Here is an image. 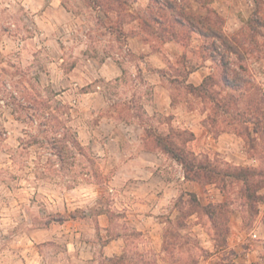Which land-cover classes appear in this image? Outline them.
I'll return each instance as SVG.
<instances>
[{
    "label": "rangeland",
    "instance_id": "1",
    "mask_svg": "<svg viewBox=\"0 0 264 264\" xmlns=\"http://www.w3.org/2000/svg\"><path fill=\"white\" fill-rule=\"evenodd\" d=\"M50 1L0 0V264H53L54 260L70 258L66 249L71 241L92 235L97 242H103V236L93 230L90 218L63 225L54 223L48 229L43 227L49 213L60 211L67 215L68 211L78 210L80 215L86 210V214H90V207L91 211L107 209L117 216L111 234H124L125 255L135 264L140 260L149 264H262L264 201L258 204V214L248 216L233 193L225 215L228 233L223 235V246L217 247L206 214L195 208L197 212L188 216V203L185 201L178 209L175 202L179 198L187 200L186 192L194 189L198 191L196 195L201 205L217 204L225 197L212 184L202 186L190 181L184 185L180 180L181 165L167 154L155 149L150 151L157 154L161 173L167 180L173 178L175 187L170 203L155 213L154 223L157 224L152 234L135 230L138 218L131 219L127 215L120 218L121 214L111 210L129 208L122 206L125 201L118 191L109 190H123L121 183L109 180L115 165L124 159L127 150L124 148L132 144L139 146V134L144 138L149 125L156 133H166L170 127L193 132L194 138L186 146L199 156L237 166L259 164L246 152L244 140L230 129L215 137L213 131L208 130V110L199 98L184 91L185 83H191V72L186 74L189 68L200 69L204 76L220 73L218 55L212 49V46L218 47L219 42L189 32L185 45L176 42L175 47L167 48L165 43L172 40H159L149 34L137 17L156 10L169 19L172 10L165 6L166 1L194 15L209 17L215 30L241 41L244 59L238 63L243 68L238 67L233 56L230 67L250 77L264 94V28L252 31L250 25L253 16L264 20V0H122L121 4L117 0H105L99 6L92 2L89 6L85 0H52L51 7L56 5V8L60 3L70 9L61 17L42 13ZM106 2L113 5L112 10H108ZM37 14L43 17L35 18ZM219 49L217 52H222ZM157 52L163 56L174 53L166 68L159 71L145 63L150 54ZM210 53L217 55V59L211 60ZM109 56L123 69L117 81L95 79L82 87L58 68L59 57L64 59L60 61L61 68L68 72L80 59L92 58L98 62ZM50 79L58 93L56 98L70 108L68 125L76 131L82 145L80 151L67 147L62 153L66 163L59 174L56 172L61 167L57 152L50 145L40 148L20 143L21 138L30 140L24 132L33 133L37 126L28 119L25 122L16 119V116L24 118L26 111L16 114L11 108L23 93L34 96L33 90L52 87ZM74 82L77 84L73 85ZM155 86L160 90H155ZM68 88V92L62 93ZM89 89L102 92L103 106L99 99L90 101L80 97V92ZM163 92L170 100L166 115L155 105ZM45 93L42 91V95ZM147 104L166 119L154 113L149 115ZM97 108L99 110H95ZM102 117H112L121 123L112 130L119 144L91 133ZM158 119L162 123H157ZM124 123L132 127L126 128ZM131 132V136L125 135ZM141 145L145 147L143 142ZM115 195H118L117 200L113 198ZM168 229L174 235L165 236ZM103 258V254H97L86 264H101Z\"/></svg>",
    "mask_w": 264,
    "mask_h": 264
},
{
    "label": "trees",
    "instance_id": "2",
    "mask_svg": "<svg viewBox=\"0 0 264 264\" xmlns=\"http://www.w3.org/2000/svg\"><path fill=\"white\" fill-rule=\"evenodd\" d=\"M117 1H120L119 4H121L122 0ZM85 2L89 6H91V2L99 3V6L105 0H85ZM165 3V6L172 10L169 19L160 11L149 10L143 17H137L139 23L149 34L155 35L163 41L172 40L185 45L189 32H197L205 38H213L212 40L219 42L218 47L212 46L218 59L217 55L213 53H210L208 57L211 60H218L217 67L220 69V73L218 75L209 73L202 78L198 85L185 83L184 91L199 98L204 108L208 110L206 116L208 130L213 131L215 137L230 129L244 140L247 147L246 152L259 162L257 166H237L225 161L219 163L209 156H199L187 148V143L194 138L193 132L187 129L170 127L166 133H156L151 125L145 129L143 144L146 150L155 149L167 154L181 165L186 180L196 181L202 186L212 184L225 197L223 202L201 205L196 193L186 192L187 200L179 198L175 202V207L178 209L180 204H184L185 201L188 203L189 208L186 211L188 216L196 211L195 208L201 209L211 222L215 245L222 247L224 244L223 235L228 233L225 215L229 212L227 207L230 196L233 193L236 195L248 216L258 214V204L264 201V94L260 86L250 77H245L240 71L230 67L232 56L237 63L244 59L240 49L243 44L236 36L229 38L223 32L215 30L207 16L189 13L182 7H176L170 1ZM112 6L108 3V10H112ZM64 7L68 11L70 10L66 6ZM250 25L252 31L258 27L264 28V20L257 15L253 16ZM217 48H220V51L222 49V52H217ZM238 67L243 68L240 63H238ZM191 71H193V67L189 68L186 74ZM42 91L46 92L45 96L42 95ZM27 94L23 93L21 99L17 97V103L11 105V108L16 114L26 111L24 118L19 116L15 118L23 122L28 119L32 124L34 122L37 130L30 134L25 131L24 133L30 140L24 141L25 139L21 138L19 141L22 145H38L40 148L50 145L57 152L55 155L61 165L60 169L56 171L59 174L66 163H64L62 155L67 150L66 148L79 151L82 148L76 131L68 125L70 108L56 98L58 93L52 87L38 91L33 90L34 96ZM171 100H173L172 97ZM142 114L151 120L152 117L145 110H142ZM156 115L166 119L155 111L154 116ZM39 119L40 121H38ZM157 123H162L161 119H158ZM77 211L73 210L67 215L60 212L49 213L43 227H48L51 222L63 223L71 217H82L86 213L84 210L78 215ZM109 215L111 218L117 217L111 211ZM177 223L183 226V223L179 221ZM166 234L174 235L170 229L165 232V236ZM125 251L126 249L120 255L112 257L104 256L100 263L135 264L130 257L125 255ZM262 261L264 264V257ZM139 264L149 263L140 260Z\"/></svg>",
    "mask_w": 264,
    "mask_h": 264
},
{
    "label": "crops",
    "instance_id": "3",
    "mask_svg": "<svg viewBox=\"0 0 264 264\" xmlns=\"http://www.w3.org/2000/svg\"><path fill=\"white\" fill-rule=\"evenodd\" d=\"M26 1V0H25ZM42 10V13L47 14L51 13V15H55L57 17H61L64 14L69 13L67 9L63 5L59 3V6L54 8L51 7L54 2L51 0ZM213 4H216L214 1ZM27 6V5H26ZM35 18L43 17L41 14H37L34 16ZM40 22V21H38ZM177 43L175 41H169L165 43V47L169 48V46L175 47ZM174 53H165L164 56L162 53L150 54L148 56L147 65L151 66L155 71H159L161 69L166 68L169 60H172ZM159 58V63L157 62ZM61 62L64 61L62 57H59ZM155 60V61H154ZM58 62L59 71L64 76H70L72 79H76L81 86H87L89 83H92L95 79H101L104 82H113L117 81L122 75V67L121 64L113 57H106L102 61H96L92 58L88 59H80V62H76L73 64L68 72H64L61 68V63ZM157 62V63H153ZM55 63V62H51ZM50 70V78L52 76L51 69ZM203 72L200 69L193 70L189 74V82L194 85H198L202 78ZM51 86L54 90L53 80L50 79ZM69 82V80H68ZM71 84V83H70ZM77 83L74 82L73 85ZM155 90L158 89V86L154 87ZM70 89H66L62 93L68 92ZM60 95V94H59ZM80 97H87L92 100H100L99 102L101 106L105 103L104 97L101 91L97 90H83L80 92ZM170 100L167 93H160L159 97L155 101V105L157 110L163 114H168L170 109ZM99 105V106H100ZM147 106H150L152 109L149 110ZM146 111L149 115L154 113V108L151 104L145 105ZM95 110H99L98 108ZM105 120V121H104ZM121 126V123H117L112 117H102L97 123H95L94 128H92L91 133L93 136H103L110 141L119 144V140L117 136L113 133V127ZM126 128L132 127V124L124 123ZM195 133V130H193ZM79 134V131H78ZM196 134V133H195ZM127 137L132 135L131 133H125ZM136 135V133H134ZM139 138L141 143L143 142V136L139 134ZM139 143V146L136 144H132L127 146L126 153H124V159L116 164L115 169L112 170V174L110 176V183L119 182L121 183L122 189H112L109 190L114 192V190L118 191V195L123 197L124 203L122 204L127 206L129 209H111L115 210L117 214H121L120 218H128L137 219V223L134 224L135 230L138 232H149L152 234L154 231V226L157 223L155 222V213L161 207L170 203L172 196L174 194L175 187L172 185V180H167L164 178L163 173H161V169H159L160 164L158 163L157 154L154 152H150L144 149ZM109 150V149H108ZM120 150V149H119ZM105 153L106 149L104 150ZM180 180L183 181V184L186 185L190 181L184 178L183 172L181 174ZM191 192L198 193L196 189ZM118 195L113 196L116 200L118 199ZM120 203V202H119ZM116 204V202H115ZM131 204V205H129ZM138 206V207H133ZM92 209L90 207V214H86L82 217L77 218H69L65 220L63 223H59L63 225L64 223L70 221H76L77 219H86L90 218V221L93 225V230L99 232L103 239V242H97L92 235H88L86 238H82L81 240H75L67 243V254L70 258H60L59 260H54L53 264H86L92 262L93 258L97 254H103L107 257H112L119 254L123 251L125 246V236L122 233H113L111 234L112 227L114 225V218H111L109 215V211L107 209L99 210ZM86 211V210H85ZM60 212V211H57ZM71 211H68V214ZM62 213V212H60ZM90 216V217H88ZM57 222H51L48 229L52 224ZM153 223V225H152ZM151 224V226L149 225ZM110 232V234H109ZM98 243V244H97ZM98 248V249H97Z\"/></svg>",
    "mask_w": 264,
    "mask_h": 264
}]
</instances>
